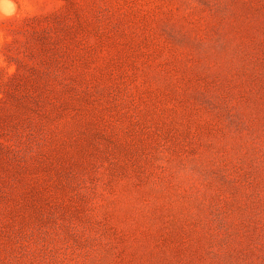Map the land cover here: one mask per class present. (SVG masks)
<instances>
[{
  "label": "rangeland",
  "instance_id": "rangeland-1",
  "mask_svg": "<svg viewBox=\"0 0 264 264\" xmlns=\"http://www.w3.org/2000/svg\"><path fill=\"white\" fill-rule=\"evenodd\" d=\"M0 264H264V0H0Z\"/></svg>",
  "mask_w": 264,
  "mask_h": 264
}]
</instances>
